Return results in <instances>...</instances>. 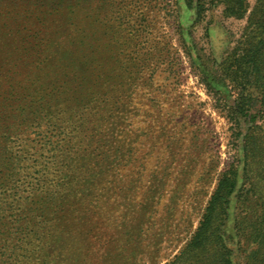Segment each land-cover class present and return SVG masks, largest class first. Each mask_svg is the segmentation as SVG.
<instances>
[{
    "label": "rangeland",
    "instance_id": "374dc122",
    "mask_svg": "<svg viewBox=\"0 0 264 264\" xmlns=\"http://www.w3.org/2000/svg\"><path fill=\"white\" fill-rule=\"evenodd\" d=\"M244 4L0 0V264H167L229 169L184 264L222 243L264 264V121L232 81L264 0Z\"/></svg>",
    "mask_w": 264,
    "mask_h": 264
},
{
    "label": "trees",
    "instance_id": "16d2710c",
    "mask_svg": "<svg viewBox=\"0 0 264 264\" xmlns=\"http://www.w3.org/2000/svg\"><path fill=\"white\" fill-rule=\"evenodd\" d=\"M214 1L227 4L226 11L236 19H240L246 12L245 0ZM203 9L200 2L196 4L198 15L201 14ZM256 25L259 32L256 36L248 38L238 50L239 54L232 67V70H234L232 73L235 74L232 81L238 89V95L234 103L235 112L244 117H251L253 127L260 129L255 126L254 122L255 118L264 121V10L258 17ZM253 111L255 114H251ZM236 175V170L233 169L227 170L222 175L211 198L208 213L204 216L194 239L184 252L179 253L167 264H184L187 256L193 252L198 253L206 250L209 245V232L212 226L213 214L218 207H222L227 203V198L233 193L236 186ZM213 261L215 264H233L231 252L223 243L218 245L214 252Z\"/></svg>",
    "mask_w": 264,
    "mask_h": 264
}]
</instances>
